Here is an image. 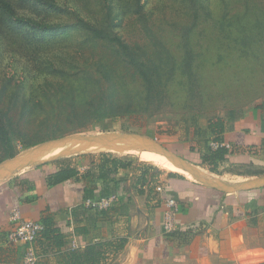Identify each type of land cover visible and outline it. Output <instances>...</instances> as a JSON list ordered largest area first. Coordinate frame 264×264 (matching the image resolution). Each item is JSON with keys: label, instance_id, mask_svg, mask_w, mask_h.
<instances>
[{"label": "crops", "instance_id": "obj_1", "mask_svg": "<svg viewBox=\"0 0 264 264\" xmlns=\"http://www.w3.org/2000/svg\"><path fill=\"white\" fill-rule=\"evenodd\" d=\"M218 120L221 129L213 127L217 121L208 124L207 144L180 140L175 150L158 144L161 159L144 156L170 170L125 157L127 152L114 154L103 139L69 145L62 155L37 165L2 169L0 264H24L25 245L8 238L15 225L9 217L13 209L25 219L51 220L62 235L61 245L37 243L41 256L36 264H67L72 251L84 253L86 264H238L240 252L264 253V99L238 117ZM214 142L227 145L218 172L208 163L201 165L200 153L215 150ZM96 149L114 153L95 155ZM168 151L191 169L183 168ZM118 159L127 165L115 163ZM62 164L79 173L51 184ZM158 185L164 192L156 190ZM114 192L120 198L107 209L85 205L90 195ZM168 196L178 203L177 229L172 233L163 228Z\"/></svg>", "mask_w": 264, "mask_h": 264}, {"label": "rangeland", "instance_id": "obj_2", "mask_svg": "<svg viewBox=\"0 0 264 264\" xmlns=\"http://www.w3.org/2000/svg\"><path fill=\"white\" fill-rule=\"evenodd\" d=\"M55 1L61 8L51 12V22L69 24L77 21L79 16L97 21L101 18L100 10L104 5V0ZM140 2L155 33L172 48L178 41L177 35L183 26L191 24L198 17L195 37L197 56L186 83L167 81L154 75L150 79V83L154 84L146 83L144 86L134 68L128 69L118 58L102 50V47H99L98 52L88 51L85 56L89 57V62L104 56L102 59L113 67L110 71L114 75L119 73L124 81L131 83L128 92L121 95L130 98L134 112L116 115L110 120H94L83 129L33 147L24 145L37 137L34 127L39 126V121L35 122L33 119L25 125H19L13 120L14 125L10 126L8 135L9 140H13L12 143L0 131V171L11 167L18 169L32 163L37 165V161L62 155L69 145L77 146L84 141L98 142L100 139L108 142L116 152L96 149L93 152L95 155L103 151L114 154L127 152L123 154L125 157L142 158L170 170L161 161H150L153 155L158 157L162 152L158 144L171 150H175L180 140L207 144L211 140L207 137L210 121L238 117L264 99V0H202L210 9L208 18L205 14H192L181 0ZM225 15L233 20L247 17V25L241 31L238 44L230 43L231 39L226 38L227 33L219 24V20ZM120 16L117 18L116 33L133 48L140 45L144 47L147 54L150 51L149 42L137 15L128 13ZM222 41L226 46L218 51V45ZM8 43L0 36V88L8 78H12V83L21 79L35 81V62L14 51L9 41ZM77 51L79 61L85 62V51ZM43 76L45 75L39 77ZM50 77L47 74L46 78ZM9 96V93L6 94V100L0 105L2 117L6 116ZM98 108L109 111L106 107ZM104 125L109 129L99 131ZM197 132L199 139L196 137ZM38 133H41L40 130ZM132 133L142 136L134 137ZM12 153L14 156H10ZM237 260L238 264H264V253L240 252Z\"/></svg>", "mask_w": 264, "mask_h": 264}, {"label": "trees", "instance_id": "obj_3", "mask_svg": "<svg viewBox=\"0 0 264 264\" xmlns=\"http://www.w3.org/2000/svg\"><path fill=\"white\" fill-rule=\"evenodd\" d=\"M181 2L192 14L198 16L205 14L206 18L210 16L208 13L210 9L202 0ZM60 8L55 0H0V36L5 42H10L14 51L35 62L37 72L33 82L21 79L12 83V78H8L0 88V105L6 100L4 99L6 94H10L7 99L6 116H0V131L8 140L10 126L14 125L13 120L19 125L20 123L25 125L33 119L35 122L39 121V126L34 127L37 137H33L24 145L33 147L83 129L94 120H110L116 115L134 112L130 98L121 95L128 92L131 83L124 81L119 73L114 75L110 71L113 67L103 60L104 56L103 59L99 57L97 61L91 62L89 57L85 56L88 51L98 52L99 47L122 61L128 69L134 68L144 86L146 83L154 84L150 83L154 75L167 81L186 83L189 70H192L197 56L195 37L198 17L196 20L193 19L191 24L183 26L177 35L179 39L172 48L167 42L160 40L157 32L155 33L140 0H104L100 10L101 18L97 21L79 16L77 21L70 24L51 22V12ZM128 13L137 15L142 24V30L149 42L150 51L147 54L144 47L140 45L133 48L115 31L118 25L117 18ZM246 18L243 16L233 20L225 15L219 20V24L227 33L226 38L231 39L230 43L240 42L241 31L247 25ZM225 44L224 41L220 42L218 51L222 50ZM87 47L91 49L86 50ZM77 50L85 51L83 53L86 57L85 62L79 61ZM47 74L51 77L46 78ZM41 75L45 76L41 78L39 77ZM147 89L149 90L148 87ZM98 106L106 107L109 111H103ZM220 121L213 127L221 129ZM108 129V126L104 125L99 131ZM39 130L41 133H38ZM200 154L201 165L205 166L208 163L211 165L209 168L211 171L218 172V162L225 160L227 149L217 147L215 150L202 151ZM10 156H14L13 153ZM115 163L127 165L125 161L119 159L115 160ZM78 173L75 167L62 164L51 176L50 182L51 184L63 182ZM108 195L111 193L90 195L88 198L96 199ZM44 223L47 228L39 243L45 245L54 241L57 245L63 244L62 235L52 227V221L47 219ZM93 249L89 247V250ZM82 254L69 252L67 256L70 261L67 264H86Z\"/></svg>", "mask_w": 264, "mask_h": 264}, {"label": "built area", "instance_id": "obj_4", "mask_svg": "<svg viewBox=\"0 0 264 264\" xmlns=\"http://www.w3.org/2000/svg\"><path fill=\"white\" fill-rule=\"evenodd\" d=\"M212 146L217 148L227 145L222 142H214ZM156 190L164 192L162 185H158ZM119 198V194L114 192L111 195L101 196L96 199L87 198L85 205L88 208L103 210L111 207ZM164 205L163 228L166 233H172L177 229L176 213L178 211V203L173 197L168 196L164 199ZM9 217L15 223L9 233V241L25 245L24 263L36 264L41 256L37 243L47 228L46 224L43 221L23 218L19 209H13Z\"/></svg>", "mask_w": 264, "mask_h": 264}, {"label": "water", "instance_id": "obj_5", "mask_svg": "<svg viewBox=\"0 0 264 264\" xmlns=\"http://www.w3.org/2000/svg\"><path fill=\"white\" fill-rule=\"evenodd\" d=\"M165 149V148H164ZM91 150V149H90ZM166 150V149H165ZM80 151H78V153H79ZM169 152V151H168ZM170 154H172L173 156H174V158L175 159H173V160H175L176 162H178V163H180L181 164V166L183 167V168H185V169H191L190 168V166L184 161V160H182L181 158H179L178 156H176V155H174L173 153H171V152H169ZM15 159V158H14Z\"/></svg>", "mask_w": 264, "mask_h": 264}, {"label": "bare ground", "instance_id": "obj_6", "mask_svg": "<svg viewBox=\"0 0 264 264\" xmlns=\"http://www.w3.org/2000/svg\"><path fill=\"white\" fill-rule=\"evenodd\" d=\"M99 143V142H98ZM87 144V143H86ZM92 144V143H91ZM94 144H96V143H94ZM88 145V144H87ZM4 169V168H3ZM3 173V172H2Z\"/></svg>", "mask_w": 264, "mask_h": 264}]
</instances>
